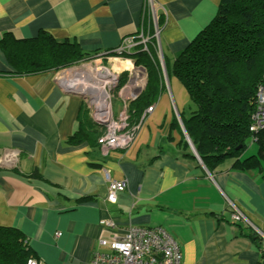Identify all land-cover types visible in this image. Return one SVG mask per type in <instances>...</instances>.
Wrapping results in <instances>:
<instances>
[{
  "label": "crops",
  "instance_id": "obj_1",
  "mask_svg": "<svg viewBox=\"0 0 264 264\" xmlns=\"http://www.w3.org/2000/svg\"><path fill=\"white\" fill-rule=\"evenodd\" d=\"M154 1L164 55L161 90L131 142L103 152L104 126L88 100L100 84L89 81L94 91L80 86L84 94L72 93L64 85L80 81L67 75L59 82L62 70L16 73L1 41L7 32L30 39L46 31L86 52L105 51L97 63L118 76L110 91L119 88L112 98L117 116L125 98L146 87L148 69L136 47L108 50L130 36H153L148 0H0V226L18 228L39 264H90L96 251H110L102 238L132 225L162 226L180 244L182 264H264V239L256 233V242L249 235L254 230L234 221L229 207L230 200L264 231V163L242 169L227 159L209 170L187 139L190 95L173 73L176 57L221 0ZM156 61L161 67L158 49ZM141 67L145 82L130 83ZM121 77L127 79L118 87ZM247 149L241 159L257 154ZM104 169L127 181L116 202L108 199Z\"/></svg>",
  "mask_w": 264,
  "mask_h": 264
},
{
  "label": "trees",
  "instance_id": "obj_2",
  "mask_svg": "<svg viewBox=\"0 0 264 264\" xmlns=\"http://www.w3.org/2000/svg\"><path fill=\"white\" fill-rule=\"evenodd\" d=\"M1 48L16 73L59 70L106 53L86 52L77 43L59 41L46 31L30 39H18L7 32ZM136 48L141 56L138 59L147 63L148 83L138 97L128 101V128L141 122L145 109L161 90L155 37L148 38V50L143 44ZM108 52L114 54V50ZM173 73L189 92L191 114L183 121L209 170L219 168L227 159L242 169L262 166L264 128L254 132L250 125L257 90L264 83V0H221L210 23L176 57ZM123 79L118 87L125 83ZM118 89L113 91V100ZM251 141L258 145L257 154L241 159ZM249 235L259 242L256 233ZM30 258L34 253L24 234L18 228L0 226V264H27Z\"/></svg>",
  "mask_w": 264,
  "mask_h": 264
},
{
  "label": "built area",
  "instance_id": "obj_3",
  "mask_svg": "<svg viewBox=\"0 0 264 264\" xmlns=\"http://www.w3.org/2000/svg\"><path fill=\"white\" fill-rule=\"evenodd\" d=\"M148 3L151 5L152 21L155 28L153 36L157 42L161 70L164 74V55L159 45L160 26L156 18L157 10L155 1L148 0ZM147 40L148 38H146L142 33L137 36L127 37L125 38L122 46L114 50V53L130 51L131 49L137 47L138 44H143L144 49L148 50ZM98 59H101V57L79 63L80 65L82 64L81 66L89 64L92 68L91 73L84 75L83 78L76 76L84 80L80 81L79 86L76 84V86H71L78 88H81L82 86L87 88V86H89L87 90L94 91V88L89 90V88L92 86L91 82L89 81L96 80V83L100 84V86L90 95L88 100L93 118L101 122L104 126V132L99 137L98 141L102 146L103 152H107L108 149L113 147L126 146L133 139L134 132L140 123L133 126L132 128L127 127L128 101L132 98H135L138 93L130 95V98H125L120 112L117 116H115L112 104L113 92L110 91H112L114 86L117 84L118 76L111 72L105 65L99 64L100 66H94L92 62L97 63ZM68 69H63L58 74L57 80L59 82L63 83L68 80V74H66ZM102 69H106L108 72H110L112 77L99 74V71ZM145 74L146 71L141 67L138 69L135 75L130 77L129 82L136 84L145 82ZM86 82H89L88 85ZM103 86L105 88H103ZM153 109L154 105L148 106L143 113V117ZM262 128H264V83H262L257 90L256 110L253 115V122L250 125V130L257 132ZM104 173L105 177L109 180L108 199L112 202H116L118 199V193L127 188V181L111 179L110 173L107 169H104ZM229 207L231 208L232 219L234 221L244 222L250 226L255 233L264 239V231L260 229L242 210H240V208L234 202L230 200ZM103 223L110 227L115 225V222L112 219H106L103 221ZM101 244L107 245L110 248V251H96L90 264H182L183 254L180 244L162 226L132 225L128 227L125 233L122 235L116 234L112 237L102 238ZM27 264H39V262L35 258H30Z\"/></svg>",
  "mask_w": 264,
  "mask_h": 264
},
{
  "label": "bare ground",
  "instance_id": "obj_4",
  "mask_svg": "<svg viewBox=\"0 0 264 264\" xmlns=\"http://www.w3.org/2000/svg\"><path fill=\"white\" fill-rule=\"evenodd\" d=\"M91 67L90 65H84V66H81V67H75V68H71V69H68L66 71V74L68 75H71V80H74L75 82L77 81H81L79 77H76V76H80L81 78H83L84 75H88L91 73ZM99 74H103L107 77H112L111 73L108 72L106 69H102L99 71ZM66 82H64L65 84Z\"/></svg>",
  "mask_w": 264,
  "mask_h": 264
},
{
  "label": "water",
  "instance_id": "obj_5",
  "mask_svg": "<svg viewBox=\"0 0 264 264\" xmlns=\"http://www.w3.org/2000/svg\"><path fill=\"white\" fill-rule=\"evenodd\" d=\"M64 87L66 88V90L68 91V92H72V93H81V94H84L85 92H84V90L83 89H81V88H78V87H73V86H70V85H64ZM141 91V90H140ZM139 94H137V96H138ZM84 96V95H83ZM136 96V97H137ZM96 120V119H95ZM97 122H99L98 120H96ZM99 123H101V122H99ZM187 139H188V141L190 142V144H191V146H192V148H193V150L195 151V152H197V150H196V148H195V146H194V144L192 143V141L190 140V138H189V136L187 135ZM198 154V153H197ZM199 156V155H198Z\"/></svg>",
  "mask_w": 264,
  "mask_h": 264
},
{
  "label": "rangeland",
  "instance_id": "obj_6",
  "mask_svg": "<svg viewBox=\"0 0 264 264\" xmlns=\"http://www.w3.org/2000/svg\"><path fill=\"white\" fill-rule=\"evenodd\" d=\"M137 57H140V55H138ZM93 63V65L94 66H98V63H96V62H92ZM79 66H81L80 64L79 65H74V67H79ZM100 66V65H99ZM72 66H69V67H65V68H61V69H59V70H63V69H68V68H71ZM160 69H161V67H159ZM161 76L163 77V73H162V71H161ZM124 79H123V81H126V79L127 78H125V77H123ZM118 94H119V92H118ZM121 103V102H120ZM117 113H118V111H117ZM250 147H251V145H249V147H248V149H247V151L249 152V153H252V150L254 149V151L256 150L257 151V143H254V145L252 146V148L250 149ZM253 151V152H254Z\"/></svg>",
  "mask_w": 264,
  "mask_h": 264
}]
</instances>
